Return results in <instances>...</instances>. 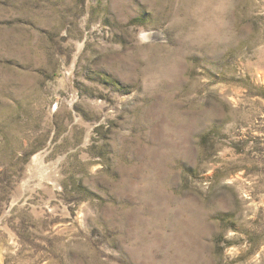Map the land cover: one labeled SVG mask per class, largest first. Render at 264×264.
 <instances>
[{"label": "rangeland", "instance_id": "1", "mask_svg": "<svg viewBox=\"0 0 264 264\" xmlns=\"http://www.w3.org/2000/svg\"><path fill=\"white\" fill-rule=\"evenodd\" d=\"M0 264H264V0H0Z\"/></svg>", "mask_w": 264, "mask_h": 264}]
</instances>
